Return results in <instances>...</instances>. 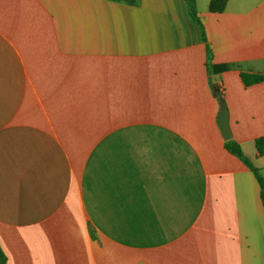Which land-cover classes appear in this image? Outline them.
<instances>
[{
  "label": "crops",
  "instance_id": "1",
  "mask_svg": "<svg viewBox=\"0 0 264 264\" xmlns=\"http://www.w3.org/2000/svg\"><path fill=\"white\" fill-rule=\"evenodd\" d=\"M0 0L5 264H264V0ZM207 48L212 52L206 66Z\"/></svg>",
  "mask_w": 264,
  "mask_h": 264
},
{
  "label": "trees",
  "instance_id": "2",
  "mask_svg": "<svg viewBox=\"0 0 264 264\" xmlns=\"http://www.w3.org/2000/svg\"><path fill=\"white\" fill-rule=\"evenodd\" d=\"M114 1L123 2L128 5H137L139 2V0H114ZM185 2L187 3L193 16L197 18L195 0H185ZM226 3H227V0H210L209 10L211 12H221L224 10ZM211 60H212V52L210 51L209 48H207V59H206L207 68L210 67ZM240 76L245 86H250V85L264 81V75H261V74L243 72V73H240ZM210 86L212 90H219V87L214 84H210ZM224 147L229 153L237 157L241 162H243L252 171V173L254 174L259 184L260 197H261V200L264 206V178L259 174L257 167L254 166L252 161L243 152L239 143L235 141L233 138L225 141ZM255 148L257 150V153L260 156H264V136H260L255 139ZM5 262H6V257L0 247V264H5Z\"/></svg>",
  "mask_w": 264,
  "mask_h": 264
},
{
  "label": "water",
  "instance_id": "3",
  "mask_svg": "<svg viewBox=\"0 0 264 264\" xmlns=\"http://www.w3.org/2000/svg\"><path fill=\"white\" fill-rule=\"evenodd\" d=\"M213 96L219 100L218 125L221 135L225 141L232 139V132L229 124V110L227 103L219 90H213Z\"/></svg>",
  "mask_w": 264,
  "mask_h": 264
}]
</instances>
